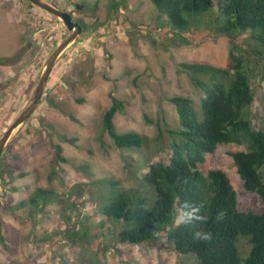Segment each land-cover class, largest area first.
Masks as SVG:
<instances>
[{
	"label": "rangeland",
	"instance_id": "obj_1",
	"mask_svg": "<svg viewBox=\"0 0 264 264\" xmlns=\"http://www.w3.org/2000/svg\"><path fill=\"white\" fill-rule=\"evenodd\" d=\"M112 1H54L84 21L86 33L57 63L34 116L0 162L16 178L0 180L4 236L0 264H80L84 253L94 256L100 246L104 264H195L166 239L138 246L116 245L118 232L110 224L97 226V238L68 239L72 232L91 227L94 219L102 221L101 216L90 215L100 190L92 183L110 178L121 181L125 190L135 189L137 178L148 171L142 172L147 163L170 162L169 150L154 146L138 151L114 145L103 127L112 98L127 102L125 113L115 119L119 133L136 131L154 139L158 133L155 123L178 125L179 116L169 98L189 96L199 102L202 96L180 65L226 67L230 60V38L220 37L211 24L219 0L212 14L200 17L198 24L184 32L175 30L167 16L160 18L150 0H114L116 9L111 8ZM40 29L45 30L29 48L31 37ZM69 33L60 20L31 7L27 0H0V139L32 99L48 58ZM234 43L235 54L250 60L255 92L250 118L256 130H264V59L252 52L249 35ZM64 138L76 142L72 145ZM55 145H62L70 163L57 162ZM239 151L246 147L221 145L207 155L200 170L206 175L223 170L238 194L240 210L261 213L263 200L245 190L238 174L232 154ZM87 166L88 172L81 170ZM21 174L26 176L17 178ZM39 187L57 192L64 202L36 215L15 209ZM79 192L71 212L67 202ZM70 213L68 221L65 218ZM45 238L51 240L44 242ZM241 246L244 252L249 250L246 240Z\"/></svg>",
	"mask_w": 264,
	"mask_h": 264
},
{
	"label": "trees",
	"instance_id": "obj_2",
	"mask_svg": "<svg viewBox=\"0 0 264 264\" xmlns=\"http://www.w3.org/2000/svg\"><path fill=\"white\" fill-rule=\"evenodd\" d=\"M150 1L160 18L167 16L175 30L184 32L198 24L200 17L212 14L218 0ZM31 7L38 8L32 3ZM111 8H117L114 0ZM217 10L211 24L220 37L231 40L229 63L226 67L210 63L180 65L202 96L199 102L189 96L169 98L178 113V125L155 123L158 133L154 139L136 131L119 133L115 119L125 113L127 102L117 97L112 98L103 117L104 130L117 148L141 151L155 146L160 151L169 150L170 162L147 163L142 172L148 171L137 178L139 187L135 189L125 190L121 181L110 178L92 183L100 190L95 193L96 206L90 215L101 216L102 221L94 219L91 227L72 232L69 240L97 238V226L110 224L118 232L116 245L138 246L166 239L177 253L195 264H264V209L261 213L241 211L228 175L223 170H211L207 175L200 170L207 155L219 146H245L246 151L232 154L238 174L245 190L264 202V130L253 127L249 112L255 99L254 76L249 70L250 60L235 54L234 43L238 37L249 35L252 52L264 59V0H219ZM79 21L87 28L84 21ZM63 140L72 145L76 142ZM54 148L58 163H70L63 156L62 145ZM15 179L11 170L0 167V180ZM78 196L80 192L67 202L71 212L76 209ZM63 202L62 195L39 187L15 209L31 210L36 215L44 213L49 205ZM66 216L70 221L71 213ZM0 239L4 242L1 221ZM242 240L247 242V252L242 250ZM101 250V246L96 247L97 254L90 257L84 253L80 264H104Z\"/></svg>",
	"mask_w": 264,
	"mask_h": 264
},
{
	"label": "water",
	"instance_id": "obj_3",
	"mask_svg": "<svg viewBox=\"0 0 264 264\" xmlns=\"http://www.w3.org/2000/svg\"><path fill=\"white\" fill-rule=\"evenodd\" d=\"M27 1L36 5L38 8L44 10L52 17L60 20L66 26L67 30L71 32V35L67 37L49 57L48 61L44 66V69L42 71L36 91L34 92L32 99L29 101L25 109L21 112V114L17 117V119L12 123V125L8 128V130L4 133V135L0 139V162L12 140L16 137L18 132L34 116L37 108L39 107L44 97L48 82L51 78V75L57 63L60 61L62 56L70 47L80 42V38L83 36V32H84L83 27L79 22H76L74 20V17L71 14V12L56 7L47 0H27Z\"/></svg>",
	"mask_w": 264,
	"mask_h": 264
},
{
	"label": "flooded vegetation",
	"instance_id": "obj_4",
	"mask_svg": "<svg viewBox=\"0 0 264 264\" xmlns=\"http://www.w3.org/2000/svg\"><path fill=\"white\" fill-rule=\"evenodd\" d=\"M47 1H49L50 3H52L53 5L55 4V6L56 7H59V8H61V9H63V10H65V11H69V12H71V14L73 15V17H74V20L76 21V22H79L80 24H81V26L83 27V30H84V32H83V36H84V34L86 33L85 31H86V27L81 23V21H79V19H77L76 17H75V15H74V12L73 11H71V10H69V8H62L61 7V5L59 4V2H58V4H56L54 1L55 0H47ZM76 8H77V5H76ZM78 9V8H77ZM44 13L47 15V16H51V15H49L47 12H45L44 11ZM51 18H52V16H51ZM53 19H54V17H53ZM45 29H40L39 31H37V32H35L34 33V35L31 37V39H30V41H29V48L31 47V45L33 44V41H35L36 40V38H38V36L39 35H41L42 33H43V31H44ZM71 35V32L69 33V35H68V37ZM58 46H56V48H57ZM56 49H54V51H55ZM53 51V52H54ZM52 52V53H53ZM52 55V54H51ZM50 55V56H51ZM49 59V58H48ZM48 61V60H47ZM32 119V118H31ZM30 119V120H31Z\"/></svg>",
	"mask_w": 264,
	"mask_h": 264
},
{
	"label": "clouds",
	"instance_id": "obj_5",
	"mask_svg": "<svg viewBox=\"0 0 264 264\" xmlns=\"http://www.w3.org/2000/svg\"><path fill=\"white\" fill-rule=\"evenodd\" d=\"M199 235V234H198ZM205 238H207V237H205Z\"/></svg>",
	"mask_w": 264,
	"mask_h": 264
}]
</instances>
